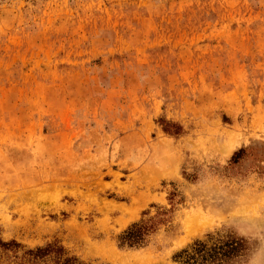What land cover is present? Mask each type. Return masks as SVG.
<instances>
[{
    "label": "rangeland",
    "instance_id": "1",
    "mask_svg": "<svg viewBox=\"0 0 264 264\" xmlns=\"http://www.w3.org/2000/svg\"><path fill=\"white\" fill-rule=\"evenodd\" d=\"M198 241L264 264V0H0V264H182Z\"/></svg>",
    "mask_w": 264,
    "mask_h": 264
},
{
    "label": "trees",
    "instance_id": "2",
    "mask_svg": "<svg viewBox=\"0 0 264 264\" xmlns=\"http://www.w3.org/2000/svg\"><path fill=\"white\" fill-rule=\"evenodd\" d=\"M150 228L148 223L133 224L120 236L121 243L129 246L143 244ZM236 247L235 242L225 243V245L222 244L218 247L216 253H213L211 250L214 248H209L205 242L198 241L191 249H185L179 256L182 264H197L199 261L201 264H208L217 260L222 262L223 257L228 256Z\"/></svg>",
    "mask_w": 264,
    "mask_h": 264
},
{
    "label": "bare ground",
    "instance_id": "3",
    "mask_svg": "<svg viewBox=\"0 0 264 264\" xmlns=\"http://www.w3.org/2000/svg\"><path fill=\"white\" fill-rule=\"evenodd\" d=\"M206 203H208V202H206ZM209 203H210V201H209ZM209 203L207 204V207H205V206L201 207V209L198 212H195V210H194L195 213L190 214L185 219L184 229H185V232L187 235L195 234V233L201 231L202 229L206 228L213 221V218L215 216H217L218 212H220L219 209L212 207ZM214 206H215V204H214ZM226 208H228V207H226ZM219 216H217V217H219Z\"/></svg>",
    "mask_w": 264,
    "mask_h": 264
}]
</instances>
